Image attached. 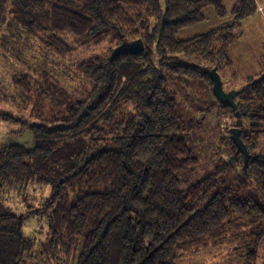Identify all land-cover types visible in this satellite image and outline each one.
I'll return each mask as SVG.
<instances>
[{
    "label": "trees",
    "instance_id": "16d2710c",
    "mask_svg": "<svg viewBox=\"0 0 264 264\" xmlns=\"http://www.w3.org/2000/svg\"><path fill=\"white\" fill-rule=\"evenodd\" d=\"M260 6L259 0H237L230 10L224 0H0V24L11 18L59 63L76 59L81 48L108 45L71 62L81 89L45 70L40 80L13 79L28 114L4 115L27 120L13 132L27 128L33 143L0 144V264H176L181 248L241 225L253 226L246 236L249 258L257 262L264 245V155L258 152L264 67L238 89L237 108L218 100L210 71L216 68L224 81L234 69L231 46L242 36V20ZM207 10L211 18H232L182 37L207 19ZM138 38L143 51L115 55L124 41ZM172 76L184 85L204 79L217 101L211 107L220 103L233 112L251 154L245 167L229 136L234 165L255 195L216 190L227 161L186 185L180 174L199 163L190 143L201 122L181 113ZM17 182L47 186L50 195L27 215L14 212L3 198ZM28 215L48 219L40 245L25 231Z\"/></svg>",
    "mask_w": 264,
    "mask_h": 264
},
{
    "label": "rangeland",
    "instance_id": "374dc122",
    "mask_svg": "<svg viewBox=\"0 0 264 264\" xmlns=\"http://www.w3.org/2000/svg\"><path fill=\"white\" fill-rule=\"evenodd\" d=\"M236 1L224 0V4L230 10ZM259 5H261L259 12L242 20L240 28L242 36L231 46L230 57L235 66L233 70L225 72L223 85L227 91L240 89L247 77L257 75L264 67V0H259ZM206 13L208 17L204 22L184 30L181 36L192 37L232 18L231 16L226 19L211 18L210 11L207 10ZM107 50L108 45L89 50L81 48L77 50L75 57L82 60ZM76 59L59 63L55 58L47 57L38 38L18 29L11 18L5 24H0V144L20 142L31 145L33 143L32 134L27 128L13 132L20 130L23 121L27 120L24 119L21 123L20 120L11 122L6 120L4 115L10 113L13 116H21L19 118L22 119V115L26 112L28 114L27 110L21 111L20 91L13 85L14 77L30 74L34 79L40 80L45 70L63 80L66 85L68 84L69 89H81L84 81L71 64ZM210 66L208 65V68ZM233 73L237 74L235 78L232 77ZM169 85L182 102L181 113L186 118H196L201 122L200 127L191 135L190 143L199 163L180 174L186 180V185L208 175L227 161L230 166L218 177L216 190L230 187L236 189L241 197L255 195L253 183L245 180L241 175L240 167L234 165L229 141L231 130L236 127L233 112H228L220 103L214 108L211 107L217 101L204 79H194L184 85L181 78L172 76ZM258 152L264 155V134L259 138ZM49 195L50 189L47 186L17 182L6 188L3 201L14 212L27 215V212L32 210L31 206H40L42 200ZM26 218V233L35 236L36 242L40 245L41 241L47 238L48 219L41 215L32 217L28 215ZM252 227L250 225L233 227L221 235L208 237L198 244L183 247L179 250L176 264H264V245L259 251L260 259L257 262L249 258L252 248L248 246L250 237L246 235H249Z\"/></svg>",
    "mask_w": 264,
    "mask_h": 264
},
{
    "label": "water",
    "instance_id": "95a60500",
    "mask_svg": "<svg viewBox=\"0 0 264 264\" xmlns=\"http://www.w3.org/2000/svg\"><path fill=\"white\" fill-rule=\"evenodd\" d=\"M145 49L144 42L142 38H138L133 41H124L116 50L115 55L123 53H139ZM210 77L213 81V89L216 97L219 101L223 103H228L232 105L234 108H237V104L235 102V97L238 93V90H230L227 91L224 89L223 80L219 72L216 68H212L210 71ZM232 139L237 146V151L241 152L244 156V164L245 167L248 165L251 154L248 150L247 145L243 141L241 137V130L239 127H233L231 130Z\"/></svg>",
    "mask_w": 264,
    "mask_h": 264
},
{
    "label": "crops",
    "instance_id": "0c3cea01",
    "mask_svg": "<svg viewBox=\"0 0 264 264\" xmlns=\"http://www.w3.org/2000/svg\"><path fill=\"white\" fill-rule=\"evenodd\" d=\"M259 10H261V9H259Z\"/></svg>",
    "mask_w": 264,
    "mask_h": 264
}]
</instances>
